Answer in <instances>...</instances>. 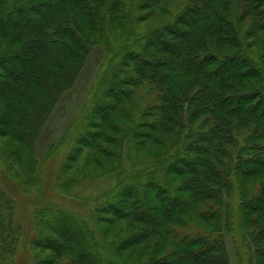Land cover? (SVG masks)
<instances>
[{"label":"trees","instance_id":"16d2710c","mask_svg":"<svg viewBox=\"0 0 264 264\" xmlns=\"http://www.w3.org/2000/svg\"><path fill=\"white\" fill-rule=\"evenodd\" d=\"M171 1L0 0V137L27 178H41L39 139L90 55L114 54L65 161L71 184L89 170L113 184L89 212L36 203L35 264H231L234 194L264 264V68L249 54L264 0H185L150 26ZM24 234L0 185V264Z\"/></svg>","mask_w":264,"mask_h":264},{"label":"rangeland","instance_id":"374dc122","mask_svg":"<svg viewBox=\"0 0 264 264\" xmlns=\"http://www.w3.org/2000/svg\"><path fill=\"white\" fill-rule=\"evenodd\" d=\"M184 1L172 0L173 6L169 3L170 5L164 7L165 12H160L162 18L157 22H151L150 26L155 27L168 21V8L171 12H174ZM248 20H250V17L246 18L244 25L248 23ZM134 29L143 32L145 28L135 26ZM125 38L124 33L119 34L118 32L115 38H111L110 43H113L115 47H119L125 41ZM256 39L257 42L252 44L249 54L252 58L258 59L259 66L264 68L263 33L257 34ZM223 53L227 54V52ZM113 56L114 54H110L109 50L107 51L104 47H99L96 52L91 54L76 85L57 106L52 120L45 127L38 142L37 154L42 163L37 168L36 173L42 168L41 178L34 179V175L33 178H29V176L27 178L24 176L20 164L14 161V165H11L10 154L13 147L18 146V142L0 137V185L11 195L17 218L21 220V224L25 227V234L19 245L17 255L13 261L7 264H35L36 262L38 251L31 241L37 237L39 230L35 211L43 207L36 206L37 202L50 199L68 210L89 212V208L95 204V200L100 198L112 186L114 180L111 176L101 177L90 170L81 174L78 173L73 184L67 182L71 176L65 170V165H67L65 161L68 154L75 147L79 131L87 124L89 111L94 99L98 96L95 94L99 93L102 82L112 68ZM142 95L146 96L147 92L143 91ZM235 192H238V190ZM234 195L233 205L231 204V222L234 224V231L232 234L230 232L228 236V252L231 264H242V261L246 264H255L253 259L248 258L247 237L251 233L239 227L237 215L240 214V201L238 200V194ZM178 230L189 234L202 231L198 225H189L188 228H178ZM40 254V256H43L42 253Z\"/></svg>","mask_w":264,"mask_h":264}]
</instances>
